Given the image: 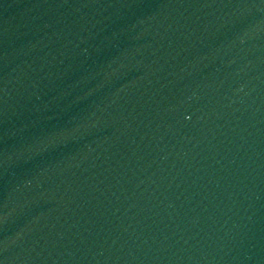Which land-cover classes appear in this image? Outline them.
<instances>
[{"label": "water", "instance_id": "1", "mask_svg": "<svg viewBox=\"0 0 264 264\" xmlns=\"http://www.w3.org/2000/svg\"><path fill=\"white\" fill-rule=\"evenodd\" d=\"M0 264H264V0H0Z\"/></svg>", "mask_w": 264, "mask_h": 264}]
</instances>
